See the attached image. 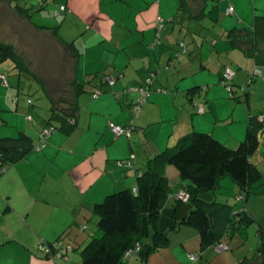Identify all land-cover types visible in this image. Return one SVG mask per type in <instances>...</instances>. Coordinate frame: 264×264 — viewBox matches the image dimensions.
Segmentation results:
<instances>
[{"label":"crops","instance_id":"obj_1","mask_svg":"<svg viewBox=\"0 0 264 264\" xmlns=\"http://www.w3.org/2000/svg\"><path fill=\"white\" fill-rule=\"evenodd\" d=\"M17 1L0 2V8L12 14L4 16L6 21L0 16V42L11 46L26 62L33 59V50H39L35 54L40 56L41 62L31 60V70L41 71L52 64L57 67L58 57L59 62L64 63L65 78L77 82L85 92L76 99L79 112L69 136L59 132L51 134L42 150L30 152L0 176V181H5L4 186L0 185V193L7 195L4 203H8L0 216H12L14 223L10 227L13 229L16 222L22 226L23 218L28 234L33 233V239L22 240L8 227H0V254L9 252L16 245L27 259V263L23 259L25 264H72V253L64 261L54 256L36 258L38 241L44 254L49 251L42 247L45 242L53 243L61 235L66 242L77 239L83 220L96 202L112 192L132 188L147 162L185 134L191 131L209 133L227 147L235 148L244 139L249 118L264 116V67H256L253 58L232 48L226 39L229 30L251 29L254 18L264 15V0H207L205 7L210 12L205 19H210L212 25L206 33H202L196 22H188L187 27L184 23L181 28L169 22L176 12L177 0H96L92 6L76 0H53L58 5L54 14L51 11L53 5L48 6L47 15L58 18L60 15L56 12L64 7L62 22L43 27L54 28L58 41L73 42L75 57L64 50L49 30H37L32 20L15 16L11 7L19 6ZM47 2L43 0L42 5ZM229 9L232 11L228 12ZM159 23L163 29L156 42L155 28ZM79 26L83 28L82 32L73 36L71 31ZM178 42L187 44V53H178L175 45ZM6 60L13 65L11 69L16 70L14 62ZM226 66L234 70L233 101L220 85ZM8 69L9 65L0 66V76L5 80V83L0 81V138L15 137L22 132L36 144L41 131L37 124L30 128L32 132L29 130L28 124H32L29 120L33 116L26 113L29 109L26 101L13 90L12 81L3 73ZM108 77L115 79L112 87L106 83ZM144 84L149 86L152 95L135 117V95L121 93L126 87ZM194 87H201L205 92L190 100L185 91ZM96 88L104 94L91 100L90 92ZM158 88L167 92H157ZM117 94H121L120 97ZM20 103H23L24 118L17 116L11 125L1 113L12 108V104L17 113ZM196 104L203 107V114H197ZM25 119L28 120L24 123ZM108 122L122 126L131 124L135 130L129 139L116 137L110 132ZM132 156L128 168L116 164V161ZM250 162L264 175V132L260 136L258 152ZM169 170L168 167L167 172ZM171 175L173 181L177 180L175 173ZM173 183L174 186L170 185L174 189L180 185L177 181ZM64 190L74 199L65 216L67 222H72L64 226L58 236H52L47 232L48 226L63 225L64 217L49 223L42 207L55 201ZM237 190L233 183L223 179L216 199L232 205V213L241 208L247 210L261 228L264 239V222L261 220L264 218V197H261L264 196V178L255 193L245 200ZM11 196L17 197L13 198L17 208L11 205ZM84 227L86 230L87 226ZM243 235L232 236L227 242L228 250L230 246H238ZM233 241L236 242L232 244ZM77 245L82 246L81 241L74 245L75 249ZM199 247L196 232L182 227L170 236L169 246L151 254L146 264H188L187 254L197 252ZM219 253L216 249H205L195 263L225 264L223 259L217 260ZM126 264L142 263L130 259Z\"/></svg>","mask_w":264,"mask_h":264},{"label":"trees","instance_id":"obj_2","mask_svg":"<svg viewBox=\"0 0 264 264\" xmlns=\"http://www.w3.org/2000/svg\"><path fill=\"white\" fill-rule=\"evenodd\" d=\"M8 1L11 0H0V2ZM177 1L176 12L169 22L179 25L180 28L184 23L187 27L188 22L199 24L210 12V10L206 11L207 0ZM15 8L22 14L27 12L25 17L31 21L29 9L24 10L16 5ZM64 11L65 8L60 7L56 14L59 15ZM32 25L37 30H49L52 36L59 40L54 28L43 27L33 22ZM162 29L163 25L160 23L155 28L156 42ZM226 39L232 48L253 58L256 67H264V15L254 18L250 30L227 31ZM58 42L66 52L75 57L76 49L73 42ZM175 45L179 54L187 53L186 43L178 42ZM6 59L14 62L17 77L25 73L39 84L50 104L45 119L47 127L42 128L40 139L36 144L29 135L22 132L15 137L0 138V176L30 152L42 150L51 134L59 132L69 136L76 125L79 112L76 99L85 92L77 82L65 78L67 74L64 71L65 66L57 78L45 76L49 71L31 70L21 54L11 46L0 42V61ZM227 68L234 73L231 67H224L220 85L231 94L233 78L230 80L224 78ZM2 77L0 81L4 82V76ZM108 78L113 82L109 84L106 81V83L112 87L115 79ZM156 91L167 92L159 88ZM62 93L66 96L59 97ZM201 93V87H194L187 89L185 96L193 100ZM103 94L101 89L96 88L90 92L89 97L91 100H97ZM121 94L135 95L133 115L137 117L141 105L150 100L152 92L149 86L144 84L126 87ZM121 94H117V97ZM26 103L34 107L31 98L27 99ZM196 108L198 115L204 113L201 105L196 104ZM200 108L201 112H199ZM29 116L26 115V118H30ZM263 121L264 116L250 117L244 139L235 148L227 147L209 133L191 131L147 162L144 170L137 175L132 188L107 194L92 206L88 219L95 218L96 230L89 236L90 239L81 237L82 246L85 243L86 245L79 252L80 264H126L130 259H137L142 264H146L151 254L169 246L170 236L182 227L193 229L199 239V250L187 254L189 262L196 260L205 249H216L219 252L217 250L219 245L226 246L225 251H228L227 241L235 234L242 235L247 232L248 227L255 224V221L244 208L232 213L233 206L218 202L216 193L220 188L221 180L225 178L231 180L237 187V194L242 200L253 195L260 187L264 175L250 161L258 152L260 136L264 132ZM112 127L121 128L122 134L116 136L111 130ZM108 128L116 137L124 136L127 132L131 135L135 130L131 124L122 126L111 122ZM132 159L133 156L118 162L127 164L131 163ZM167 166H172L178 173L181 183L176 189L172 188L166 175ZM181 191L186 199L178 197ZM225 211L229 213H224ZM84 226L86 225L83 224ZM256 227L259 236L257 247L235 264H264L263 233L258 225ZM83 229L85 230V227ZM79 232L78 236L82 234V231ZM96 232L99 233L98 236ZM61 237L62 235L53 243H49L51 248L48 252H44L43 256L64 259L77 250L73 245V243L77 244L76 239L66 242Z\"/></svg>","mask_w":264,"mask_h":264},{"label":"rangeland","instance_id":"obj_3","mask_svg":"<svg viewBox=\"0 0 264 264\" xmlns=\"http://www.w3.org/2000/svg\"><path fill=\"white\" fill-rule=\"evenodd\" d=\"M76 1L81 3V4H83V5H88L89 4L88 6H92L93 3H96V0H76ZM42 2H43V0H18L16 3L20 6V8H22L24 10L29 9V13L28 14H29L32 22L37 24V25L51 27V26H55L57 24H60L62 22V19H63L62 13L59 14L60 16L58 18H54V16H52V14H54V12L56 10L55 7L58 5V3H55L53 0H48L46 5L44 4L45 2L42 5ZM52 5H53V8L51 10L52 14L47 15V11H48L47 7L48 6H52ZM11 8L13 9V12H14L15 16L18 15V16H20L22 18L24 17L25 20H28L27 17H25L27 12H23V14H22L14 6H12ZM0 12H1L0 16L3 17L4 21H6L4 16L7 17V16H11L12 15L11 13H8L7 9L4 10L3 8H0ZM209 22H210V25H209ZM196 25H199L202 28L201 29L202 33H206V32L210 31L212 22L210 21V19H204L199 24L196 23ZM214 28L217 29V27H214ZM82 30H83V28L81 26H79L77 30H75V27H74L73 31H71V34L73 36H76L77 34L82 32ZM35 51H36V54H37V51L39 52V50H37V49L33 50L32 51L33 52V56H32L33 59H31V60H33V62H41L40 56H37L35 54ZM26 59H28V58H26ZM31 60L27 61L29 63L28 64L29 67L32 66V64H31L32 61ZM56 62H57L56 63L57 67H55L53 65H47L46 66L47 68H44L47 71H49L47 73V75H45V76H48V77H52L53 76L54 78L55 77L57 78L63 72L64 63L63 62H59L58 57H57V61ZM8 65H9V69L7 71L6 70L3 71V73L7 76V78L9 80L12 81L13 90L15 92L17 91V92L20 93L19 96L24 98V102L27 99L31 98V100L33 101V104H34V107H29L28 104H26V107L29 108L28 110H26V113L28 111V114L30 116L31 115L33 116V118L31 120H29V122H32V124L29 123L28 124L29 125L28 128L32 132L33 130L30 129V128L35 127L36 124H37V127H38L39 132H40L43 127H47L46 124H45V119H46V117L48 115L49 100L46 97V95L44 94V92L41 90L39 84L36 81L31 80L30 77H28L27 74L21 73V75L17 78V76H15L16 70H13V68L11 69V67H13V65L10 64V61L6 60V61H4L3 63L0 64V66H4V67H6V66L8 67ZM35 65L38 66V64H35ZM33 67H34V65H33ZM44 69H42V70H44ZM18 80H19V83H18ZM66 89H68V88H66ZM204 92L205 91H202V94H204ZM227 95H228V98L231 101H233L235 95H233V97H231V94L229 92L227 93ZM62 96L65 97L66 96L65 93H62L59 97H62ZM22 104L23 103H20V105H18L19 109H18L17 113L13 110V108L15 109V106H14V104H12L13 105L12 108L10 107L11 109L9 108V110H7L5 112H2L1 116L4 118V120H6V122H8L9 124L13 125L17 116L19 118H22V119L24 118L23 117L24 112L21 111V109L23 107ZM19 115H21V116H19ZM27 120L28 119H25L24 123L27 122ZM38 123L40 124V126H38L39 125ZM31 125H33V126H31ZM37 127H36V129H37ZM130 136H131L130 134L129 135L125 134L124 136H121V137H124V138L128 137V139H129ZM68 146H70V145L68 144ZM116 164L118 166H120V167H126V168H128L130 166V163L120 164L118 161H116ZM168 167H169V169H170L169 171L171 173L167 172ZM166 168H167L166 169V174L170 178V184L172 186H174V184H175V183H173L174 181H177V182L181 183L180 179L178 178V174H177L176 170L172 166H167ZM173 173H175L177 175L176 178H175L177 180L173 181V178H172V175H171ZM225 179L227 181L231 182V180H229L228 178H225ZM4 184H5V181L1 180L0 181V185L4 186ZM179 194L183 195L182 191L179 192ZM179 194H178V196H179ZM18 196L19 195H17V197ZM5 197H7L6 194L0 193V213H3L4 209L8 206V203H4L5 202ZM14 197H15V199L17 198L16 196H11L12 201L10 200V202H11V205L13 207L17 208L18 205L15 202V199H13ZM19 197L21 198V196H19ZM261 197H264V196H261ZM73 200H74L73 196L71 195L69 197L66 194V190H64L63 194H60L59 196H57L55 201H51V204H46V206L42 207L43 212L46 215V218L49 221V223L51 221L55 220L58 217H64L63 221L61 223L63 225H58L59 224L58 223V224H55V225H49L48 226L47 232L49 234H53L52 236H55V235L58 236V234L62 232L64 226H68V224H71L70 222H72V221L67 222L65 216L68 213V211L70 209V204L73 203ZM17 201L22 202L21 200H17ZM56 208H57V211H55ZM82 214H84V213H82ZM89 215L90 214H88L86 219H88ZM86 219L83 220L84 224L87 226L86 230L83 229L84 228L83 226H80L79 230L82 231V234H80V236L76 239V242L79 241V243H80V241H82V238H81L82 236L89 238V236L92 235L93 232L96 230L95 218L93 217L91 219H88V221H86ZM261 220H262V222H264V218H261ZM21 222H22V226H20L16 222L15 227L13 229V228L10 227V224L14 223L13 222V217L9 216V214H6V215L4 214V215L0 216V227H3V226L5 228L8 227L13 233H17L19 235V238L22 239V240L33 239V236H32L33 233L28 234L27 228H26V223H25V221H23V218H22ZM46 226H47V224H46ZM52 227H54V228H52ZM255 230H256V224L250 225L248 227L247 232L245 231L244 233H242V234H244L243 235L244 238L243 239L239 238L240 239L239 240L240 244L238 246H236V247L234 245H233L234 247L230 246V250L222 252V253H219L218 256H217L218 257L217 260L223 259L225 264H227L226 261H228L230 264H235L242 257L247 256L248 254H250V252L253 249H255L257 247V244H258V236L255 234ZM34 235L37 236V234H35V233H34ZM98 235H99V233H97V236ZM239 235L240 234H238V236ZM89 239H88V241H89ZM228 241H230V240H228ZM234 242H236V241H233L232 244ZM73 244L76 245V243H73ZM84 245H86V243ZM83 246L77 245V250L74 251L71 254V263L72 264H80V254H79V252H80V250H81V248ZM42 247H44V249H45L44 251H48L51 248V246L49 245V242H45ZM40 248H41V246L39 245V241H38L37 249L39 251H38V255L36 256V258H38V259H40L41 257H44L42 255L43 252L40 251ZM23 256H24V253L21 252L18 249V246L14 245V247H11L9 252H3V253L0 254V257L4 258L2 260L0 259V264H7V263L8 264H25L23 262V259H24V261L26 263H27V259L23 258ZM61 260L64 261L65 259H61ZM57 261H60V259H58ZM195 261L196 260H194V261L189 263L188 260H187L188 264H196ZM212 264H214V263H212Z\"/></svg>","mask_w":264,"mask_h":264},{"label":"built area","instance_id":"obj_4","mask_svg":"<svg viewBox=\"0 0 264 264\" xmlns=\"http://www.w3.org/2000/svg\"><path fill=\"white\" fill-rule=\"evenodd\" d=\"M231 11H232L231 9L228 10V12H231ZM233 76H234L233 71H231L230 69L227 68V69L225 70V73H224V78L227 79V80H230V79L233 78ZM2 78H3V77L0 76V80H2ZM106 80H107V82H108L109 84H111V83L113 82L111 78H107ZM3 83H4V82H3ZM201 111H202V109L200 108V109H199V112H201ZM111 130H112V132H113L116 136H119V135L122 134V129L119 128V127H112ZM126 134L129 135L128 132H127ZM182 194H183V195L179 194L178 197H180L181 199H186V196L184 195L183 192H182ZM226 249H227V247L224 246V245H219L218 248H217V250H218L219 252L225 251Z\"/></svg>","mask_w":264,"mask_h":264}]
</instances>
